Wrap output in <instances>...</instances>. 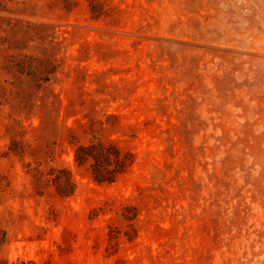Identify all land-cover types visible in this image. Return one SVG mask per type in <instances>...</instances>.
<instances>
[{
  "label": "rangeland",
  "instance_id": "374dc122",
  "mask_svg": "<svg viewBox=\"0 0 264 264\" xmlns=\"http://www.w3.org/2000/svg\"><path fill=\"white\" fill-rule=\"evenodd\" d=\"M0 264H264V0H0Z\"/></svg>",
  "mask_w": 264,
  "mask_h": 264
},
{
  "label": "trees",
  "instance_id": "16d2710c",
  "mask_svg": "<svg viewBox=\"0 0 264 264\" xmlns=\"http://www.w3.org/2000/svg\"><path fill=\"white\" fill-rule=\"evenodd\" d=\"M75 161L79 166L88 165L93 179L98 183H112L126 167L133 164L134 157L115 146L89 145L76 149Z\"/></svg>",
  "mask_w": 264,
  "mask_h": 264
}]
</instances>
